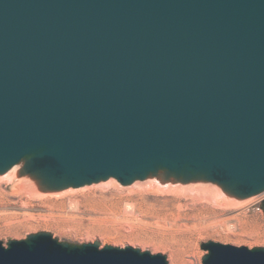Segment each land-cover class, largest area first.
<instances>
[{
    "label": "water",
    "instance_id": "1",
    "mask_svg": "<svg viewBox=\"0 0 264 264\" xmlns=\"http://www.w3.org/2000/svg\"><path fill=\"white\" fill-rule=\"evenodd\" d=\"M14 167L47 194L110 179L263 194L264 0H0V177ZM200 248L202 264H264L263 247ZM0 264L168 262L40 231L0 241Z\"/></svg>",
    "mask_w": 264,
    "mask_h": 264
},
{
    "label": "rangeland",
    "instance_id": "2",
    "mask_svg": "<svg viewBox=\"0 0 264 264\" xmlns=\"http://www.w3.org/2000/svg\"><path fill=\"white\" fill-rule=\"evenodd\" d=\"M18 177L11 183L0 180L4 244L45 231L70 243L99 241L101 247L130 246L162 254L168 264H202L205 252L200 244L207 241L264 248V213L259 207L264 193L241 203L213 184L160 186L149 179L129 186L114 180L107 186L100 183L51 195L28 181L16 182ZM13 189L18 192L13 194Z\"/></svg>",
    "mask_w": 264,
    "mask_h": 264
},
{
    "label": "bare ground",
    "instance_id": "3",
    "mask_svg": "<svg viewBox=\"0 0 264 264\" xmlns=\"http://www.w3.org/2000/svg\"><path fill=\"white\" fill-rule=\"evenodd\" d=\"M16 176H19V170H14V169H12L11 171H9L7 174H5V175H3V177H0V180H4L5 182H7V183H11V182H13L14 181V179H15V177ZM25 179H21V177H18V180H16V182L17 181H19L20 183L22 182H25L24 181ZM113 179H110V180H108L107 182H104V184L107 186V185H110V184H112L113 183ZM27 182V181H26ZM100 184V183H99ZM160 184H162L163 185V183L161 182ZM19 185H21V184H19ZM18 185V186H19ZM101 185V184H100ZM162 185H160V186H162ZM15 186V185H14ZM17 186V185H16ZM15 188V187H14ZM84 188V187H83ZM19 189V188H18ZM81 189V188H80ZM74 190H78V189H68V190H65V191H61V192H52L51 193V195L52 194H62V193H66V192H69V191H74ZM200 190V189H199ZM204 191V190H203ZM207 191V190H206ZM220 191V190H219ZM13 194H15V193H17L18 191L17 190H15V189H13L12 191H11ZM11 193V194H12ZM176 193V192H175ZM49 194V193H48ZM218 194H219V192H218ZM4 195V192L0 189V197H2ZM248 200V199H247ZM247 200H242V201H240L241 203H244L245 201H247ZM69 202V201H68ZM70 203H71V205H73V204H75L76 203V201H74V200H70ZM69 203V204H70ZM229 203V202H228ZM236 205V204H235ZM131 207V208H130ZM130 210L132 209L133 211L135 210V208H136V204L134 203V204H131L130 205ZM177 207H179V206H177Z\"/></svg>",
    "mask_w": 264,
    "mask_h": 264
}]
</instances>
